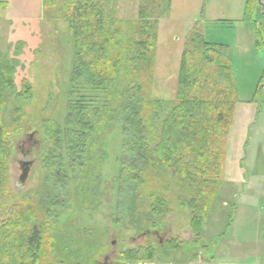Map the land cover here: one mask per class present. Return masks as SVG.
Instances as JSON below:
<instances>
[{"label": "rangeland", "instance_id": "374dc122", "mask_svg": "<svg viewBox=\"0 0 264 264\" xmlns=\"http://www.w3.org/2000/svg\"><path fill=\"white\" fill-rule=\"evenodd\" d=\"M0 1L6 3L0 9V56L8 69H14L17 88L5 91L2 121L7 131L37 125L25 133L8 132V195L4 201L0 198V205L5 203L0 222L32 206V216L45 223L46 261L55 264H264V89L256 92L264 47L257 50L252 27L239 22L245 0H171L169 16L157 27L151 98H174L181 52L197 33L224 47L216 51L225 54L220 62L228 58L232 64L239 105L253 99L258 107L246 134L244 128L237 130L239 123L250 121L241 118L240 111L237 129L230 139L228 134L222 186L200 232L188 210H180L169 194V213L161 223L128 200L127 176L119 175L123 135L116 125L108 128L101 147L100 130L93 126L81 139V154L72 157L67 144L84 129L65 121L79 92H88L80 85L90 79L73 83L70 26L54 7L44 10L43 0ZM137 6V0H115V18L135 19ZM206 54L218 59L212 51ZM89 97L90 104H99L94 95ZM56 128L64 131V138L53 137ZM59 141L66 149L61 156L53 149ZM24 162L32 166L27 180L17 185Z\"/></svg>", "mask_w": 264, "mask_h": 264}, {"label": "trees", "instance_id": "16d2710c", "mask_svg": "<svg viewBox=\"0 0 264 264\" xmlns=\"http://www.w3.org/2000/svg\"><path fill=\"white\" fill-rule=\"evenodd\" d=\"M137 2L136 18L123 21L115 18V0H43L44 10L54 7L70 26L75 61L73 83L87 76L90 79L88 84L80 85L88 92H79L65 121L67 126H81L84 132L73 135L66 149L72 157L80 155L81 139L87 138L93 126L100 130L101 147L108 128L116 125L123 135L119 175L127 176L124 181L131 191L128 200L157 216L161 223L169 213V194L180 210H188L195 231L200 232L222 186L225 147L237 104L232 64L228 58L227 63L220 62L222 58L219 61L225 54L216 49L223 46L208 45L195 33L181 54L174 98H151L148 89L152 84L158 22L169 16L171 0ZM5 6L0 1V9ZM261 6L259 0H245L241 19L253 26L257 50L264 47V19L253 20V14L257 11L262 17ZM206 51L216 53L218 59ZM13 73L14 69H8L0 56L3 201L8 195L4 193L5 173L11 156L10 144L5 141L8 132L15 128L7 131L1 112L5 91L17 90ZM263 85L264 69L258 91ZM91 94L96 98L94 102L99 99L96 106L90 104ZM35 125L20 126L15 133L35 129ZM63 132L56 128L53 137L64 138ZM69 136L66 134L65 138L68 140ZM72 141L77 143L75 147ZM53 149L60 156L66 150H62L60 141L54 142ZM100 156H104L101 148ZM4 206L5 203L0 205ZM28 207L27 212L16 213V218L10 216L0 222V264H55L46 261L42 239L45 223L37 221L32 216V206Z\"/></svg>", "mask_w": 264, "mask_h": 264}, {"label": "crops", "instance_id": "0c3cea01", "mask_svg": "<svg viewBox=\"0 0 264 264\" xmlns=\"http://www.w3.org/2000/svg\"><path fill=\"white\" fill-rule=\"evenodd\" d=\"M259 1L262 4L261 9H260V13L262 14V17L258 16L257 15V11H255L254 14H253V20L262 21L264 19V0H259ZM202 7H203V5H202ZM224 22H226V21H224ZM239 22L241 23V20H239ZM248 25H250V24H248ZM250 26L252 27L253 32H254L253 26L252 25H250ZM202 38H203V36H202ZM203 40H204V38H203ZM204 42L206 44H208V45H217V44H210V43L206 42L205 40H204ZM254 46H255V37H254ZM260 78H261V76L258 79V83H259ZM258 83H257L256 88L258 87ZM176 86H177V81H176ZM175 91H176V87H175ZM256 92H259L258 89H257ZM174 95H175V92H174ZM253 102H254L253 99L250 102H246L247 104H244V105H239V101L237 102V105H236V108H235V114H234V118L235 119H234V123H233L232 129H230L229 139L231 138V134L233 133V131L236 130L237 128H238L237 130H240L241 128H244L242 130H244V132L246 134V131L248 130L251 122L254 120V118L256 116V112L258 111V107L256 106L255 102H254V104H253ZM239 111L243 112L241 118L245 117L246 120L250 119V121H247L248 123L246 122V124L244 123V125H242V126L239 123V125H237V128H236L235 123H236V120L238 119ZM243 144H245V143L243 142ZM252 264H262V263H252Z\"/></svg>", "mask_w": 264, "mask_h": 264}, {"label": "water", "instance_id": "95a60500", "mask_svg": "<svg viewBox=\"0 0 264 264\" xmlns=\"http://www.w3.org/2000/svg\"><path fill=\"white\" fill-rule=\"evenodd\" d=\"M31 166V162H24L22 164L21 174L18 178L17 185H22L27 180Z\"/></svg>", "mask_w": 264, "mask_h": 264}, {"label": "flooded vegetation", "instance_id": "af4514ba", "mask_svg": "<svg viewBox=\"0 0 264 264\" xmlns=\"http://www.w3.org/2000/svg\"><path fill=\"white\" fill-rule=\"evenodd\" d=\"M32 136H33V135H30L29 138H30V139L33 138ZM36 145H37V142L34 140V141H33V146H36ZM27 154H30V151H27ZM26 156H28V155H26ZM20 166H21V168H22V163H20Z\"/></svg>", "mask_w": 264, "mask_h": 264}]
</instances>
